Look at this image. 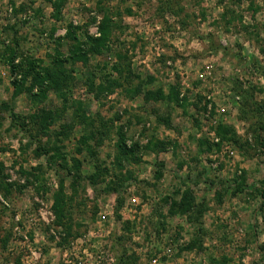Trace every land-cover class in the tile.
Listing matches in <instances>:
<instances>
[{"label":"rangeland","instance_id":"374dc122","mask_svg":"<svg viewBox=\"0 0 264 264\" xmlns=\"http://www.w3.org/2000/svg\"><path fill=\"white\" fill-rule=\"evenodd\" d=\"M54 1L0 0V264H264V0ZM9 47L60 89L14 96Z\"/></svg>","mask_w":264,"mask_h":264},{"label":"trees","instance_id":"16d2710c","mask_svg":"<svg viewBox=\"0 0 264 264\" xmlns=\"http://www.w3.org/2000/svg\"><path fill=\"white\" fill-rule=\"evenodd\" d=\"M65 0H56L52 2V7L54 12L52 17L58 19L60 16V9ZM99 4V2H98ZM100 36L99 37H89L87 44L88 48L86 49L91 53L100 52L101 48H106L108 42L110 41V35L114 31L116 27V23L112 20V16L107 12H103V16L98 25ZM53 34V29L51 31ZM72 33L67 32L66 36H71ZM74 39H77L75 35H73ZM86 38V39H87ZM100 48V49H99ZM86 50L81 49L80 45L76 46L74 50H72V55L69 58L73 60H84L86 56ZM20 56V55H19ZM17 47H9L7 49L6 54V62L9 64L10 71L12 75H15V79L13 81L14 86V96L26 92L33 97H40V95L45 94L49 89L51 90H59V82L64 79V75L66 70L62 68V64L68 60V57L60 54V52L56 51L54 58L52 60L51 69L41 68L39 61L31 60L26 56H21L19 62L15 63L17 59ZM69 75V74H68ZM35 91V92H34ZM162 97L161 93L159 95ZM172 98V96H168ZM5 106V105H2ZM12 112V111H11ZM12 115V113H11ZM32 119H36L39 121L41 125L46 127L50 121H52V113L45 109H39L34 112L31 116ZM49 120V121H48ZM164 124H168L166 120H163ZM121 140L119 141L117 147L122 153L131 154L136 147L135 145H130V148H127L125 145V138L123 135H120ZM51 147V144H50ZM76 166H79L77 161H75ZM56 217L61 219L63 216V204L59 200H55L53 204Z\"/></svg>","mask_w":264,"mask_h":264}]
</instances>
